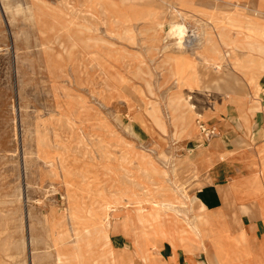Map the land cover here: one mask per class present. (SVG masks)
<instances>
[{"label": "rangeland", "instance_id": "obj_1", "mask_svg": "<svg viewBox=\"0 0 264 264\" xmlns=\"http://www.w3.org/2000/svg\"><path fill=\"white\" fill-rule=\"evenodd\" d=\"M173 22L188 34L199 27L181 52ZM222 27L264 49V0H0V264H57L78 240L91 241L83 264H113L138 244L146 251L138 215L151 204L177 220L174 245L192 234L204 264L229 258L220 235L206 237L211 215L177 165L187 139L214 135L207 112L225 105L220 119L264 123V93L254 95L229 64ZM239 52L264 61V53ZM194 63L208 88L188 85ZM214 81L233 86L218 90ZM196 212L200 231L191 227Z\"/></svg>", "mask_w": 264, "mask_h": 264}, {"label": "crops", "instance_id": "obj_2", "mask_svg": "<svg viewBox=\"0 0 264 264\" xmlns=\"http://www.w3.org/2000/svg\"><path fill=\"white\" fill-rule=\"evenodd\" d=\"M224 106L205 114V125L213 128L214 135L209 140L187 139L182 154L186 156L179 168L185 173L190 195L211 215L206 237L218 234L227 245L225 254L229 251V258L222 264H264V123L257 117L220 119L228 112ZM211 115L218 118L211 121ZM191 170L196 172L195 177L189 176ZM146 239L151 245L145 244V262L130 246L120 252L123 260L118 257L113 264L207 262L195 235L182 236L177 245L164 238L155 248L151 237ZM209 248L213 256L212 246ZM202 254L204 259L200 260Z\"/></svg>", "mask_w": 264, "mask_h": 264}, {"label": "bare ground", "instance_id": "obj_3", "mask_svg": "<svg viewBox=\"0 0 264 264\" xmlns=\"http://www.w3.org/2000/svg\"><path fill=\"white\" fill-rule=\"evenodd\" d=\"M127 1V0H126ZM67 4V3H66ZM67 15V14H66ZM218 21V20H217ZM234 21V20H233ZM187 28L179 22H173L169 25V32L171 33V35L176 36L175 40V44L177 45L178 50L181 52L182 48H185L186 41L189 42L190 38H186V35H192V34H198V30L199 27H196L195 29L192 30L191 34H188V32H186ZM219 29V28H218ZM224 30V28H220L219 31H217V36L219 37L220 41H221V45L224 46L225 49V54L226 57L229 58V64L231 66H233V68L235 69H239L241 70L244 75L246 76V81L248 86H250L253 89V94L257 95L259 93V91H262L264 93V88H261L260 85L258 84V78L261 74L264 73V61H262L259 57H255L252 54L248 53L247 55L245 54H241V52H239L242 49L247 48V50H251V51H256L258 53V55H262L264 53V49L260 48L257 44V42H255L254 40H250V38L246 39L244 42H239L238 39L236 37H228V36H224L222 33V30ZM187 33V34H186ZM226 33V32H225ZM240 33V32H239ZM205 34V33H204ZM207 34V33H206ZM237 34V33H236ZM208 35V34H207ZM196 36V35H195ZM206 37V36H204ZM228 37V38H227ZM247 37V36H246ZM207 44V43H206ZM210 44V43H209ZM165 46V45H164ZM218 47V46H217ZM177 51V52H179ZM240 54H239V53ZM223 54V53H222ZM202 55V54H201ZM218 55V54H217ZM264 55V54H263ZM199 57V56H198ZM201 58V57H200ZM226 63V62H225ZM174 71L177 72V74L182 73L183 71H185V65L183 66V58H182V53H176L174 54ZM196 63L192 64L189 67L188 70V85L191 87V90H193L196 87H201V88H208V85L205 84L203 78L197 73L196 71ZM204 67H210L212 68V70L217 71L218 67H214L212 63H209L208 61H205L203 64H201ZM76 72V71H75ZM237 74V73H236ZM59 78V77H58ZM221 79V78H220ZM213 87L215 89L218 90H223L222 86L225 85L226 87H232V83L230 81H226L225 83H223L222 85L218 82V81H214L213 82ZM208 93V92H207ZM222 94V93H221ZM225 96V95H224ZM251 97V96H250ZM225 99V98H224ZM253 100V99H252ZM186 105H189L188 102L185 103ZM176 109H180L179 107H175L174 110ZM16 111V110H15ZM148 111V110H147ZM150 112V111H149ZM152 113V112H150ZM155 113V112H154ZM16 115V114H15ZM152 116V115H151ZM153 117V116H152ZM153 120V119H152ZM154 121V120H153ZM163 122V121H162ZM262 123V122H261ZM159 124V123H158ZM157 125V124H156ZM63 126V125H62ZM161 126V125H160ZM164 127V126H163ZM162 127V128H163ZM203 126L201 125V128ZM258 127V126H257ZM261 127L263 128V126L261 125ZM160 129V128H159ZM263 134V133H262ZM250 135V134H249ZM28 136V135H27ZM82 138V137H81ZM64 148V147H63ZM71 149V148H70ZM205 152V151H204ZM199 153V152H198ZM197 153V154H198ZM203 154V153H202ZM186 156V155H185ZM185 156H183V158H185ZM182 159V157H181ZM180 160H178L177 165L180 164ZM176 166V165H175ZM143 167V166H142ZM141 169V168H140ZM143 169V168H142ZM193 171V170H192ZM130 176V175H129ZM148 178V177H147ZM150 179V178H149ZM130 180V179H129ZM152 180V179H151ZM128 181V180H127ZM155 182V181H154ZM158 183V182H157ZM156 183V184H157ZM164 189V188H163ZM171 190V189H169ZM178 190V189H177ZM173 191V190H172ZM175 192V191H174ZM80 193V192H79ZM176 193V192H175ZM182 195V194H181ZM163 197V196H162ZM185 198V197H184ZM165 200V199H164ZM154 202V201H153ZM196 202V201H195ZM171 203V202H170ZM140 205V204H139ZM73 206V205H72ZM71 207V206H70ZM140 207V206H139ZM137 207V208H139ZM196 207V206H195ZM202 209V205L200 204L199 206ZM172 208V207H169ZM176 208V207H175ZM183 208V207H182ZM185 208V207H184ZM144 208H140L139 209V215H138V219L141 222V224H146L147 223V228L145 225L146 232H141L143 233V237H147L150 234H155L157 235L156 237H151V239H159V240H163L164 238H169V240L171 242L174 243V239L176 237V226L175 224L177 223V220L173 221L171 220V217L169 216V214H167V212L165 211V209L163 210L162 207H159L157 204H151L148 210L144 209V212L142 211ZM182 210V209H181ZM170 211V210H169ZM174 211V210H173ZM176 212V211H174ZM183 212V211H181ZM187 212V211H186ZM160 213H163V215H166L165 218H163V220H161L160 217ZM190 213V212H189ZM71 215V214H70ZM186 215V213H185ZM198 215L199 213L196 212L193 215V219L191 222V227L193 230H198L200 231L199 225H198ZM76 218V217H75ZM75 221V220H74ZM76 222V221H75ZM133 222V221H132ZM73 225V224H72ZM76 225V224H75ZM133 225V224H132ZM143 228V227H142ZM74 229V228H73ZM70 230V229H69ZM230 230V229H229ZM145 231V230H142ZM56 232V231H55ZM101 232H103V234L101 235L102 240L105 242V244L107 243L108 237H107V233L105 230H101ZM109 233V232H108ZM66 237V236H65ZM68 237V236H67ZM138 238V237H137ZM75 239V238H74ZM79 239V238H78ZM223 240V239H222ZM97 241V240H96ZM130 241V240H129ZM91 241H85V240H78L74 243H71L72 247H73V251L71 253H69V251H67V253H63V254H58V258H57V264H70L72 263V261L70 260H75L77 261L76 263H72V264H83L79 258L80 255V251H81V247L82 245H86V244H90ZM138 242V241H137ZM225 247H227L226 243L223 240L222 243ZM229 245V244H228ZM141 247V244L137 245V250H135L136 255L141 259L142 262H145V250ZM157 246H154V248ZM88 248V247H86ZM113 248V247H112ZM229 248V247H228ZM118 250V249H117ZM160 250V249H159ZM70 254V255H69ZM105 256V255H104ZM103 256V257H104ZM121 256V255H120ZM151 256V255H150ZM176 256V255H175ZM72 257V258H71ZM110 257V256H109ZM177 259V256H176ZM31 260V258H30ZM214 260L216 261V263L214 264H222L224 261L219 258V257H215ZM94 262V261H93ZM93 264V263H92Z\"/></svg>", "mask_w": 264, "mask_h": 264}]
</instances>
